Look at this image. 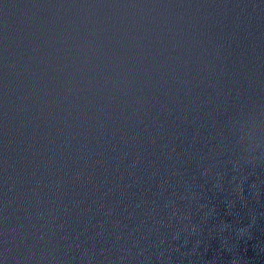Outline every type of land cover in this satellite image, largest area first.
Returning a JSON list of instances; mask_svg holds the SVG:
<instances>
[{
	"label": "water",
	"instance_id": "1",
	"mask_svg": "<svg viewBox=\"0 0 264 264\" xmlns=\"http://www.w3.org/2000/svg\"><path fill=\"white\" fill-rule=\"evenodd\" d=\"M0 264H264V0H0Z\"/></svg>",
	"mask_w": 264,
	"mask_h": 264
}]
</instances>
